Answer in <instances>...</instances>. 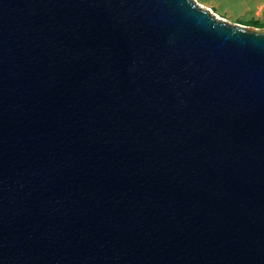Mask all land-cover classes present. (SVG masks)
<instances>
[{"label":"water","instance_id":"obj_1","mask_svg":"<svg viewBox=\"0 0 264 264\" xmlns=\"http://www.w3.org/2000/svg\"><path fill=\"white\" fill-rule=\"evenodd\" d=\"M0 264H264V28L0 0Z\"/></svg>","mask_w":264,"mask_h":264},{"label":"rangeland","instance_id":"obj_2","mask_svg":"<svg viewBox=\"0 0 264 264\" xmlns=\"http://www.w3.org/2000/svg\"><path fill=\"white\" fill-rule=\"evenodd\" d=\"M205 9H210L219 18L230 24H264V0H195ZM251 31L257 28L245 26ZM260 30V29H257Z\"/></svg>","mask_w":264,"mask_h":264},{"label":"trees","instance_id":"obj_3","mask_svg":"<svg viewBox=\"0 0 264 264\" xmlns=\"http://www.w3.org/2000/svg\"><path fill=\"white\" fill-rule=\"evenodd\" d=\"M244 26H252L255 27L257 29H263L264 28V24L260 23V22H253L250 25H244Z\"/></svg>","mask_w":264,"mask_h":264},{"label":"built area","instance_id":"obj_4","mask_svg":"<svg viewBox=\"0 0 264 264\" xmlns=\"http://www.w3.org/2000/svg\"><path fill=\"white\" fill-rule=\"evenodd\" d=\"M212 12V11H211ZM213 13V12H212ZM214 14V13H213ZM217 16V15H216ZM218 17V16H217Z\"/></svg>","mask_w":264,"mask_h":264}]
</instances>
